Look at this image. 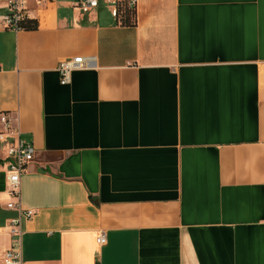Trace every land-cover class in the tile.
Wrapping results in <instances>:
<instances>
[{"label": "crops", "instance_id": "0c3cea01", "mask_svg": "<svg viewBox=\"0 0 264 264\" xmlns=\"http://www.w3.org/2000/svg\"><path fill=\"white\" fill-rule=\"evenodd\" d=\"M74 1L25 0L14 30L0 0V114L34 147L22 264H264V0H136L135 25Z\"/></svg>", "mask_w": 264, "mask_h": 264}, {"label": "built area", "instance_id": "2783aa9c", "mask_svg": "<svg viewBox=\"0 0 264 264\" xmlns=\"http://www.w3.org/2000/svg\"><path fill=\"white\" fill-rule=\"evenodd\" d=\"M8 4V12L3 16L5 25L8 28L19 30V20L23 17L25 0H4ZM119 0H108L107 4L111 15L114 17L118 8ZM80 13L86 14L95 10L99 5V0H76L73 3ZM131 6L136 5V0H129ZM93 57H89L92 59ZM86 59L77 55L66 58L59 62L57 72L59 74L60 83L67 84L70 80L71 73L74 70L83 69L87 66ZM7 134L15 137L14 145L6 150V158L8 161L5 181L7 192L11 197V201L7 203V207L17 210V215L10 218L7 224V231L11 241L8 248L3 251L1 264H22V221L29 219L35 214V210L23 208L21 205V176L25 172L26 166L33 159V144L19 137V130L11 125L7 113L0 114V141ZM96 242L99 245L106 243V234L104 230H99Z\"/></svg>", "mask_w": 264, "mask_h": 264}, {"label": "trees", "instance_id": "16d2710c", "mask_svg": "<svg viewBox=\"0 0 264 264\" xmlns=\"http://www.w3.org/2000/svg\"><path fill=\"white\" fill-rule=\"evenodd\" d=\"M115 22L121 25H135L136 11L135 6L129 4V0H119L116 15L114 16ZM20 29H36L38 21L36 18L23 16L19 22Z\"/></svg>", "mask_w": 264, "mask_h": 264}]
</instances>
